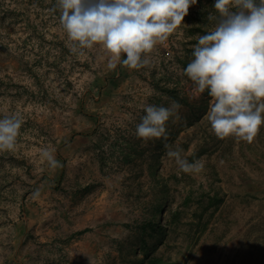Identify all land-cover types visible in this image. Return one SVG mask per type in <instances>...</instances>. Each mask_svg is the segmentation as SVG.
I'll return each instance as SVG.
<instances>
[{
  "label": "rangeland",
  "instance_id": "obj_1",
  "mask_svg": "<svg viewBox=\"0 0 264 264\" xmlns=\"http://www.w3.org/2000/svg\"><path fill=\"white\" fill-rule=\"evenodd\" d=\"M211 1L129 70L109 69L99 45L72 53L57 0H0V119L23 120L0 152V264H264V124L252 144L217 138L207 90L184 74L218 16ZM171 99L181 119L145 143L143 106ZM165 144L204 171L182 172ZM151 217L165 231L145 252L138 227Z\"/></svg>",
  "mask_w": 264,
  "mask_h": 264
},
{
  "label": "clouds",
  "instance_id": "obj_2",
  "mask_svg": "<svg viewBox=\"0 0 264 264\" xmlns=\"http://www.w3.org/2000/svg\"><path fill=\"white\" fill-rule=\"evenodd\" d=\"M196 0H57L60 25L72 42L71 52L99 45L108 57V68L122 65L140 70L150 64V55L165 45ZM211 31L200 35L193 59L184 74L193 83V92L206 90L210 97L206 114L215 136L234 137L252 144L264 124V0H215ZM122 56L126 58L122 59ZM198 98V96H197ZM182 105L171 99L167 107L145 104L146 113L136 127V136L145 143L167 139L166 124L181 119ZM23 120L19 115L0 119V152L17 146ZM167 157L187 174L204 171L197 160L183 158L182 148L165 144ZM51 168L59 162L52 152L40 153ZM34 195H39L37 191Z\"/></svg>",
  "mask_w": 264,
  "mask_h": 264
},
{
  "label": "trees",
  "instance_id": "obj_3",
  "mask_svg": "<svg viewBox=\"0 0 264 264\" xmlns=\"http://www.w3.org/2000/svg\"><path fill=\"white\" fill-rule=\"evenodd\" d=\"M215 0L211 1V6L214 8ZM154 162V161H153ZM152 162V166H154ZM157 162V161H156ZM155 176H153V182L152 186L150 187V191L157 192L158 182H156V179H154ZM160 214L162 215V211H160ZM162 218V216H161ZM161 218L159 221H156L154 217H151L147 222L141 224L138 227V232L140 234V244L139 248L145 250V252H148L149 248L154 246L157 239H159L162 236V233L165 231V225L161 222ZM138 226V225H137ZM84 232V231H83ZM147 234L150 235V238L148 239L146 236ZM155 262V261H154Z\"/></svg>",
  "mask_w": 264,
  "mask_h": 264
}]
</instances>
